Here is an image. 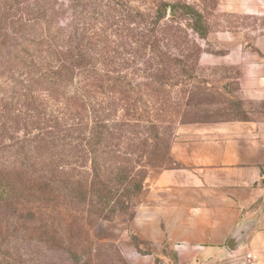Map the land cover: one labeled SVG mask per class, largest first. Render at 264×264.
<instances>
[{
	"label": "trees",
	"instance_id": "16d2710c",
	"mask_svg": "<svg viewBox=\"0 0 264 264\" xmlns=\"http://www.w3.org/2000/svg\"><path fill=\"white\" fill-rule=\"evenodd\" d=\"M216 3L0 0V264H74L91 228L134 211L148 175L178 166L164 123L204 82L197 38ZM110 35L115 51L131 39L149 56L145 81L101 68ZM175 86L188 94L174 99Z\"/></svg>",
	"mask_w": 264,
	"mask_h": 264
},
{
	"label": "rangeland",
	"instance_id": "374dc122",
	"mask_svg": "<svg viewBox=\"0 0 264 264\" xmlns=\"http://www.w3.org/2000/svg\"><path fill=\"white\" fill-rule=\"evenodd\" d=\"M188 1L197 2L203 7L202 3L207 0ZM134 4L138 5V2L134 1ZM141 7L146 8V5ZM207 16L212 28L208 38L198 39L190 29L188 30L191 37L197 38L202 48L198 65L204 82L192 91L194 104L183 110L186 112L184 117L182 118V113L178 117L173 113L172 117L168 118L170 123H164L170 124L173 131L171 155L178 163L176 168L185 167L182 161L175 159L176 149L180 147L177 142L182 141V129L185 125L264 120V99L247 91L246 81V69L251 67L253 56L262 55L264 0H217ZM66 21L60 24L64 26ZM118 41L117 37L110 35L106 42H102L103 47L107 49L99 60L101 68L127 73L136 83L145 81V74L148 72L146 61L149 56L140 53L135 44L132 46L131 39L124 42L125 48L115 51L113 47L117 46L114 42ZM188 48V51H191V45ZM171 49L177 52V48ZM5 54L6 45L0 47V66ZM1 71L0 68V84L6 86L8 78ZM180 88H171V96L176 100L188 94L180 92ZM41 96L50 104L57 102L61 108L65 106V103L61 102L64 99H54L43 93ZM73 109L71 104V111ZM161 173L153 172L148 175L142 202L134 211L112 215L90 229V244L82 253L72 255L74 264H247V255L251 252L245 246L239 247L240 245L235 250L230 249L228 241L231 236L222 247H213L211 251L207 248L196 249L195 245H189L185 250L178 247L183 239L190 238L194 241L199 235L189 227L182 230L179 223L173 224L171 218L175 215L166 213L168 209L171 211L173 208L187 205L183 202L192 197L191 189L181 186L179 189H173L170 186L157 185L156 179ZM64 216L59 215L60 220L64 219ZM79 216L73 215L71 218L78 221ZM251 216L253 215H237L235 228L238 223L248 220ZM176 232H181V235ZM245 243L246 241L241 245ZM59 253L60 263H63L65 256L62 247ZM252 254L257 255L253 252ZM257 258L262 264L260 256Z\"/></svg>",
	"mask_w": 264,
	"mask_h": 264
},
{
	"label": "crops",
	"instance_id": "0c3cea01",
	"mask_svg": "<svg viewBox=\"0 0 264 264\" xmlns=\"http://www.w3.org/2000/svg\"><path fill=\"white\" fill-rule=\"evenodd\" d=\"M261 53L260 57L254 55L247 67L246 81L247 91L264 99V46ZM181 138L175 159L185 167L166 169L156 179L157 185L191 189L192 197L183 202L188 207L166 213L175 215L173 224L199 235L194 241L183 239L178 247L185 250L195 245L208 251L222 247L235 228L237 215H253L248 218L253 228L239 247L260 256L264 264V120L187 124ZM172 235L175 237L174 232Z\"/></svg>",
	"mask_w": 264,
	"mask_h": 264
},
{
	"label": "water",
	"instance_id": "95a60500",
	"mask_svg": "<svg viewBox=\"0 0 264 264\" xmlns=\"http://www.w3.org/2000/svg\"><path fill=\"white\" fill-rule=\"evenodd\" d=\"M252 228L253 225L249 220H243L238 223L237 228L234 229L228 241V246L230 249L235 250L238 245H241L243 242H245Z\"/></svg>",
	"mask_w": 264,
	"mask_h": 264
},
{
	"label": "built area",
	"instance_id": "2783aa9c",
	"mask_svg": "<svg viewBox=\"0 0 264 264\" xmlns=\"http://www.w3.org/2000/svg\"><path fill=\"white\" fill-rule=\"evenodd\" d=\"M247 264H259L258 259L252 253L247 255Z\"/></svg>",
	"mask_w": 264,
	"mask_h": 264
}]
</instances>
